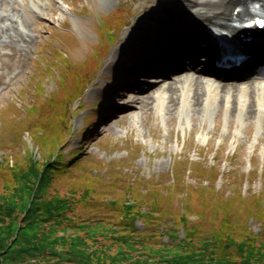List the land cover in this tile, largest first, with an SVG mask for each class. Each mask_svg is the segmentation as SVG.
I'll return each instance as SVG.
<instances>
[{
	"label": "rangeland",
	"instance_id": "obj_1",
	"mask_svg": "<svg viewBox=\"0 0 264 264\" xmlns=\"http://www.w3.org/2000/svg\"><path fill=\"white\" fill-rule=\"evenodd\" d=\"M2 1L0 27H4L0 29V139L3 143L18 140L20 147L16 146L15 149L20 151L22 144L27 141L25 149L28 147L33 153L38 152L37 145H33L34 135L24 129V126H29L34 115L25 118V110L31 104L34 107L37 105L32 96L36 85L34 80L41 79L43 98L55 89L60 71L56 67H53L52 73L41 70L42 64L59 61L60 56L56 51H61L65 62L73 66L82 64L89 72L81 95L69 102L73 112V135H69L71 145L67 151L78 147L83 140L80 131L89 118L88 114L94 112L97 105L106 104L103 110H99L101 121L85 139L84 152L114 166L121 162L125 171L136 178L148 179L146 182L149 185L163 181L170 184L179 176L193 186L210 184L225 198L242 194L247 199L244 197L243 203L236 204L241 215L237 221H244L252 230L260 229V221L246 210H250L252 202L255 204L260 198L264 205V119L260 121L252 116L239 120L238 115L223 108L221 94L218 95L215 111L208 116H204V112L199 109H194L191 114L180 111L168 113L165 103H158L155 107L150 105L144 112L141 110V101L148 93L153 94L150 91L153 85L173 82L186 71L180 74L168 71L160 75L166 80L154 84L153 81L138 80L136 83L146 88L142 91L139 88L131 90V85L122 83L111 97L108 98L106 94V90L122 77L129 61L136 57L138 45L147 41V36H141L148 31L150 34H159V30H156L160 28L157 21L161 13L159 10L166 4L175 3L179 4L177 12L185 11L184 0ZM118 13L121 25L114 21ZM172 16L174 19L183 17L178 14ZM105 23L115 25L112 36L102 30ZM135 30L139 33L133 35ZM1 31H4L3 35ZM184 47L188 51L195 50L191 45ZM171 50H167V56ZM103 51L105 54L96 61ZM148 63L153 61L150 59ZM196 67L192 71L196 76H209L200 73V65ZM250 81L248 78L224 79L223 84L246 85L251 84ZM149 85L152 87L149 88ZM124 89H130V92H119ZM162 90L166 91V87ZM189 160L198 167L190 165ZM89 165L104 170L103 164L90 162ZM163 186L166 185L163 183ZM254 195L258 198H254ZM175 196L181 211L186 210L183 192L176 191ZM91 210L85 207L78 208L76 212L85 218ZM106 213L108 217L112 215L111 212ZM191 218L195 219L196 216L192 214ZM136 223L138 228L143 229L141 219ZM177 232L180 237L185 235L181 226ZM168 239L166 235L162 241Z\"/></svg>",
	"mask_w": 264,
	"mask_h": 264
},
{
	"label": "trees",
	"instance_id": "obj_2",
	"mask_svg": "<svg viewBox=\"0 0 264 264\" xmlns=\"http://www.w3.org/2000/svg\"><path fill=\"white\" fill-rule=\"evenodd\" d=\"M119 15L117 25L122 23ZM115 28L102 26L109 36ZM56 54L59 61L42 64L41 70L60 71L55 89L43 98L41 79L34 80L37 105L25 110V118L34 115L24 129L34 135L38 152L25 149L27 141L17 151L20 141L0 139V264H264L261 198L246 210L260 221L255 231L237 221L242 194L225 198L210 184L193 186L179 176L170 184L149 185L121 162L114 166L84 152L102 105L88 115L79 146L67 151L73 135L69 102L81 95L89 72L82 64L69 65L61 51ZM90 162L103 164L104 170ZM176 191L186 197L184 211ZM85 207L92 210L84 218L76 210ZM139 219L143 229L137 226ZM180 226L183 237L177 232Z\"/></svg>",
	"mask_w": 264,
	"mask_h": 264
},
{
	"label": "bare ground",
	"instance_id": "obj_3",
	"mask_svg": "<svg viewBox=\"0 0 264 264\" xmlns=\"http://www.w3.org/2000/svg\"><path fill=\"white\" fill-rule=\"evenodd\" d=\"M240 1L184 0L186 10L181 12H177L179 4H166L164 8L159 10L161 13L157 17L162 18H157L160 28L156 30L161 29L160 32L164 31L165 35H167V32L171 35L180 34L178 35L179 37L186 36L188 32H194V37L200 38L203 36L207 43L211 45V40L205 37L206 34L211 33L209 27L232 18V9ZM2 2L0 0V3ZM172 14L183 15V17L174 19ZM3 27L1 26L0 29H3ZM187 29L189 31H186ZM3 33L4 31H1V35ZM138 33V30L132 32L133 35ZM149 34L150 32L148 31L141 38L150 37L148 36ZM181 43L182 40L178 42L177 46L184 49ZM155 61L158 62L159 59ZM207 74L209 76H196L194 73L188 71L184 75L176 77L173 82L170 81L160 83L155 87L153 86L150 90L153 94L148 93L146 98L141 101V110L144 112L150 105L151 107H155L158 103H165L168 113L180 111L191 114L194 109H199L204 112V116H208L215 111L218 95L221 94L220 103H222L223 108L232 114L238 115L239 120L248 119L252 116L260 119V121L264 119V80L257 79L256 77L257 80L254 79L249 82L251 84L232 85L223 84L224 79H226L225 77H220L211 72ZM162 79L158 77L157 80ZM153 80L155 79L153 78ZM165 87L166 91H163L162 89ZM165 94L167 95L165 96Z\"/></svg>",
	"mask_w": 264,
	"mask_h": 264
}]
</instances>
